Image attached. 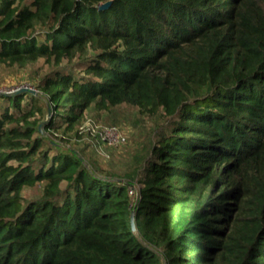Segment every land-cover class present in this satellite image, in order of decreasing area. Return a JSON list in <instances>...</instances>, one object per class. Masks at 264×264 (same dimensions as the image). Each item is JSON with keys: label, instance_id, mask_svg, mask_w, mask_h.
Returning <instances> with one entry per match:
<instances>
[{"label": "trees", "instance_id": "1", "mask_svg": "<svg viewBox=\"0 0 264 264\" xmlns=\"http://www.w3.org/2000/svg\"><path fill=\"white\" fill-rule=\"evenodd\" d=\"M38 60L0 94V264H264V0H0V64ZM121 105L153 121L115 176L67 142Z\"/></svg>", "mask_w": 264, "mask_h": 264}, {"label": "rangeland", "instance_id": "2", "mask_svg": "<svg viewBox=\"0 0 264 264\" xmlns=\"http://www.w3.org/2000/svg\"><path fill=\"white\" fill-rule=\"evenodd\" d=\"M47 69L41 60L18 67L0 64V91L13 93L20 88H33L34 83ZM51 117V116H50ZM60 121L58 118L56 119ZM115 120L123 139L116 144L104 142L98 131ZM152 118L142 115L135 107L121 105L109 111L91 109L83 113V118L78 126V132H70L67 146H71L81 155L86 163L102 170L120 176L131 155L140 148V143L147 137L148 127ZM24 196L28 198L40 195V185L25 186Z\"/></svg>", "mask_w": 264, "mask_h": 264}, {"label": "built area", "instance_id": "3", "mask_svg": "<svg viewBox=\"0 0 264 264\" xmlns=\"http://www.w3.org/2000/svg\"><path fill=\"white\" fill-rule=\"evenodd\" d=\"M98 134L104 142H108L109 144H116L123 139L118 128L114 125L102 127L98 131Z\"/></svg>", "mask_w": 264, "mask_h": 264}, {"label": "water", "instance_id": "4", "mask_svg": "<svg viewBox=\"0 0 264 264\" xmlns=\"http://www.w3.org/2000/svg\"><path fill=\"white\" fill-rule=\"evenodd\" d=\"M109 4H110V1H107V2H104V3H100V4L98 5V7H99V8H105V7H107ZM26 89H28V88L23 87V88L18 89L17 91H14L13 93H16V92H18V91H22V90H26ZM31 90H32V89H31ZM0 94H11V93H7V92H2V91H0ZM50 116H51V112L48 111L47 118H46L45 122L48 121V120L50 119ZM43 123H44V122H43ZM43 123L40 125V128L42 127ZM132 224H133V227H134L133 218H132Z\"/></svg>", "mask_w": 264, "mask_h": 264}]
</instances>
